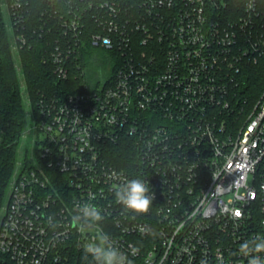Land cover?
I'll list each match as a JSON object with an SVG mask.
<instances>
[{
	"label": "built area",
	"instance_id": "1",
	"mask_svg": "<svg viewBox=\"0 0 264 264\" xmlns=\"http://www.w3.org/2000/svg\"><path fill=\"white\" fill-rule=\"evenodd\" d=\"M7 7L12 49L40 40L57 78L83 90L39 102L35 152L0 218L5 264H72L83 237L70 218L85 202L129 264H248L240 244L264 236V82L250 85L264 60V0ZM94 48L110 58L87 76ZM136 178L153 197L146 215L114 198Z\"/></svg>",
	"mask_w": 264,
	"mask_h": 264
},
{
	"label": "trees",
	"instance_id": "2",
	"mask_svg": "<svg viewBox=\"0 0 264 264\" xmlns=\"http://www.w3.org/2000/svg\"><path fill=\"white\" fill-rule=\"evenodd\" d=\"M5 17L0 1V216L9 199L13 175L29 164L35 152L38 140L35 126L40 100L54 94L83 90V83L79 79L57 78L53 63L44 60L43 43L40 40L34 41L31 48L14 51L13 31L6 26ZM250 80L254 89L263 84L264 60L260 66L252 67ZM30 125L36 131V139L32 148L23 150L24 137L31 132ZM72 264L93 262L90 257L84 260L81 254L72 260Z\"/></svg>",
	"mask_w": 264,
	"mask_h": 264
},
{
	"label": "clouds",
	"instance_id": "3",
	"mask_svg": "<svg viewBox=\"0 0 264 264\" xmlns=\"http://www.w3.org/2000/svg\"><path fill=\"white\" fill-rule=\"evenodd\" d=\"M114 198L136 216L148 214L153 199L149 194L148 185L139 178L118 184L114 190ZM103 220L101 209L91 202L79 205L71 216V227L83 237L80 244L83 259L88 260L90 257L93 264H129L128 256L115 245L111 235L103 230ZM135 251L133 249L132 254H135ZM239 252L248 257V264H264V257L259 255L264 253V236L244 241L239 246Z\"/></svg>",
	"mask_w": 264,
	"mask_h": 264
},
{
	"label": "rangeland",
	"instance_id": "4",
	"mask_svg": "<svg viewBox=\"0 0 264 264\" xmlns=\"http://www.w3.org/2000/svg\"><path fill=\"white\" fill-rule=\"evenodd\" d=\"M0 1H1V7H2V9L5 13V16H6L5 17L6 26L9 28L10 17H9V11H8V7H7V0H0ZM89 52L92 54L91 55L88 54L86 56V60H85V57L83 58V60H85L86 63L83 65L81 72H84V74H86L87 76L88 75H91V76L99 75L101 73V71L106 70V68L108 66V59L110 57H109L108 53H106L105 51L98 49V48L90 49ZM18 65H19V63H17V67L19 69ZM86 75L84 76V79L87 78ZM30 130H31V132L29 133V135L24 137L23 150H25L27 148H32L34 139H36L35 138L36 131L33 127L31 128V125H30ZM36 135H37L36 137H39V134H36ZM6 205L2 209L1 216L5 210ZM1 216H0V218H1ZM135 264H139V263L137 262Z\"/></svg>",
	"mask_w": 264,
	"mask_h": 264
},
{
	"label": "water",
	"instance_id": "5",
	"mask_svg": "<svg viewBox=\"0 0 264 264\" xmlns=\"http://www.w3.org/2000/svg\"><path fill=\"white\" fill-rule=\"evenodd\" d=\"M0 264H5V261H4V260H1V261H0Z\"/></svg>",
	"mask_w": 264,
	"mask_h": 264
},
{
	"label": "snow or ice",
	"instance_id": "6",
	"mask_svg": "<svg viewBox=\"0 0 264 264\" xmlns=\"http://www.w3.org/2000/svg\"><path fill=\"white\" fill-rule=\"evenodd\" d=\"M240 213L239 212H237V215H239Z\"/></svg>",
	"mask_w": 264,
	"mask_h": 264
}]
</instances>
